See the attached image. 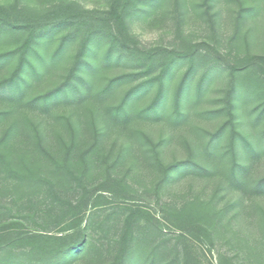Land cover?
Segmentation results:
<instances>
[{"label":"trees","instance_id":"1","mask_svg":"<svg viewBox=\"0 0 264 264\" xmlns=\"http://www.w3.org/2000/svg\"><path fill=\"white\" fill-rule=\"evenodd\" d=\"M163 1L109 0L106 11L62 1L32 22L0 6V38H20L0 52V76L11 67L0 77V264H189L186 251L151 225V206L184 218L208 242L224 219L237 220L234 235L264 264V176L254 174L264 160V43L252 52V64L225 67L197 49L141 50L128 23L160 21ZM203 2L213 29L215 0ZM255 9L241 6L237 19ZM60 30L67 33L55 51L40 55L38 47ZM74 41L61 82L36 91ZM102 47L101 61H90ZM181 64L186 69L170 93ZM222 70L228 84L221 105L196 112L221 123L212 132L189 126V109L202 104ZM250 101L252 109L241 112L252 137L239 120ZM154 126L168 134L152 141ZM177 135L187 157L167 162ZM208 186L213 193L205 197Z\"/></svg>","mask_w":264,"mask_h":264},{"label":"rangeland","instance_id":"2","mask_svg":"<svg viewBox=\"0 0 264 264\" xmlns=\"http://www.w3.org/2000/svg\"><path fill=\"white\" fill-rule=\"evenodd\" d=\"M63 2L67 4L78 3L83 9L89 11H106L109 6V0H0V6L8 8L12 15L18 21L32 22L40 21L50 16L48 11L55 10ZM203 0H164L159 11L161 13L160 21H153V18L133 19L128 23L129 30L136 38L137 48L141 50H184L197 49L203 54L209 55L217 60L222 66L231 65L234 61H244L245 64H252V52L260 51L264 43V0H215L213 2L212 14H214L215 27L212 29L208 17L202 12ZM251 8L254 6L255 13H251L244 19L238 18L237 13L240 7ZM51 13V12H50ZM67 33L60 30L54 36L53 40L44 46H39V53L43 57L51 55L58 46L60 39ZM20 38L16 36H4L0 38V52L14 47L19 43ZM255 43L260 48L254 49ZM258 45V46H259ZM78 48V42L69 44L59 62L57 68L50 74H44L36 91L43 92L57 86L67 69L74 60ZM104 48L96 50V54L90 57V61H101ZM34 64L39 65L36 55H33ZM11 68V67H10ZM8 68L0 77L7 76ZM186 66L181 64L176 69L172 79L169 82V92L171 93L178 83ZM125 70V69H124ZM123 68L119 69V72ZM196 77L191 81L189 91L193 93ZM228 84V76L225 71L217 72L210 80L202 104L195 108H190L188 112V125H196L204 131L212 132L221 123V118L207 121L196 116L198 110L216 108L221 105V99L225 94ZM155 90L150 92L140 103L147 104ZM242 109L250 111L252 101L248 102L245 108L240 109L239 120L245 121L243 130L252 137V127L248 124L242 114ZM242 111V112H241ZM152 141H158L161 136L167 135L162 126H154L148 130ZM184 133V132H183ZM182 133V135H183ZM205 133V132H204ZM185 135V134H184ZM178 136V135H177ZM204 142L207 135L203 134ZM176 137V136H175ZM183 138L178 136L166 149L167 162L182 160L187 157V150L182 144ZM256 177L264 176V160L260 163ZM214 188V187H212ZM208 186L205 190V197L212 195L213 190ZM198 188H194L196 192ZM142 204V203H140ZM225 201L220 202L218 207L225 205ZM152 218L149 219L152 226L162 228L164 234L172 239L180 250L187 253L189 264H256L252 258L251 251L243 245L242 236H235L234 233L240 227L237 220H223V226L219 228L213 242H208L195 226H192L184 218L171 216L162 212L157 206L149 208ZM232 207L228 211L227 218L235 214ZM248 219L250 223L249 230L252 232V211ZM244 224V223H243ZM242 224V226H243ZM247 228L248 225L246 224ZM195 228V229H194Z\"/></svg>","mask_w":264,"mask_h":264}]
</instances>
